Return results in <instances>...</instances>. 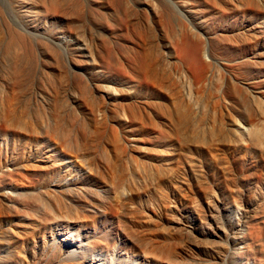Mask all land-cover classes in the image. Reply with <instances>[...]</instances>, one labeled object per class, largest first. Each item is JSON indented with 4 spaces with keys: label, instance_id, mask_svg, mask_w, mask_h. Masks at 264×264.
Masks as SVG:
<instances>
[{
    "label": "rangeland",
    "instance_id": "obj_1",
    "mask_svg": "<svg viewBox=\"0 0 264 264\" xmlns=\"http://www.w3.org/2000/svg\"><path fill=\"white\" fill-rule=\"evenodd\" d=\"M263 137L264 0H0V264H264Z\"/></svg>",
    "mask_w": 264,
    "mask_h": 264
},
{
    "label": "bare ground",
    "instance_id": "obj_2",
    "mask_svg": "<svg viewBox=\"0 0 264 264\" xmlns=\"http://www.w3.org/2000/svg\"><path fill=\"white\" fill-rule=\"evenodd\" d=\"M262 56H263V55H262ZM151 69H152V68H151ZM143 71H146L147 73H149V68L147 69V67H145ZM147 73H146V74H147ZM152 76H153V75H152ZM154 77H155V76H154ZM149 78H150V77H149ZM154 82H155V81H154ZM170 90H171V89H170ZM174 91H175V90H174ZM170 93H171V92H170ZM175 93H176V92H175ZM175 93H174V95H175ZM190 93H191V92H190ZM172 94H173V93H172ZM176 94H177V93H176ZM174 95H172L171 97L173 98ZM189 100H190V99H189ZM177 101H178V100H177ZM180 101H181V100H180ZM174 105H175V104H174ZM183 105H184V104H183ZM172 106H173V105H172ZM178 107H179V106H178ZM182 107H183V106H182ZM174 109H175V108H174ZM174 109H173V110H174ZM176 109H177V108H176ZM176 109H175V110H176ZM124 112H125V111H124ZM135 113H136V112H135ZM173 113H174V112H173ZM131 114H132V113H131ZM106 115H107V114H106ZM122 115L125 116V114H122ZM119 116H120V115H119ZM106 117H107V116H106ZM125 117H126V116H125ZM128 117H129V116H128ZM128 117H127V118H128ZM133 117H134V116H133ZM133 117H132V118H133ZM142 117H143V116H142ZM113 118H114V117H113ZM106 119H107V118H106ZM120 119H121V118H118V117H117V118H115V119H113V120H117V121L119 120V121L121 122L122 119H121V120H120ZM130 119H131V118H130ZM137 119L139 120V117H137ZM191 119H192V118H191V115H189L188 112H187L186 110H182L181 108H179V109H177V111H175V113L173 114V116H171L170 121H171V123H173V124H175V125H177V126H182V125H187V124L191 123V122H192ZM134 120L136 121L135 118H134ZM140 120H141V119H140ZM140 120H139V121H140ZM168 120H169V119H168ZM168 120H167V121H168ZM108 121H109V120H108ZM114 122H116V121H114ZM120 122H119V124H120ZM145 122H146V121H145ZM145 122H144V123H145ZM134 123H135V122H134ZM141 123H142V122H141ZM171 123H169V124H171ZM117 124H118V123H117ZM139 125H140V124H139ZM121 126H123V125H121ZM171 126H172V125H171ZM131 127H132V125H131ZM107 129H108V128H107ZM23 130H26V129H23ZM116 130H117V129H115L113 132H111V134L113 133V136H112V137H114V138H113V139H110V144L113 146L114 150L116 151V153H118V155L121 154V155L123 156V152L126 153V147H127V146H126V143L122 140V138H121L119 132L116 131ZM235 131H236V130H235ZM142 132H143V131H142ZM139 133H140V132H139ZM143 133H144V132H143ZM134 135H135V134H134ZM140 135H141V134H140ZM263 138H264V137H263ZM170 139H171V140L169 141V143H172L171 145L173 146V145H174L173 142H172L173 139H172V138H170ZM133 140L138 141V143L141 142L140 139H138V138H134ZM65 141H66V140H65ZM260 141H261V140H260ZM263 143H264V142H263ZM59 144H61V143H59ZM162 144H163V143L157 142V143L155 144V146L159 147V146L162 145ZM61 145H62V144H61ZM69 145H70V144H69ZM258 145H259V144H258ZM261 145L263 146L262 142H260V145H259V146L261 147ZM59 146H60V145H59ZM66 146H67V145H66ZM61 147L64 149V145L61 146ZM69 147H70V146H69ZM84 147H85V146H84ZM65 148H66V147H65ZM188 148H189V147H188ZM140 149H141V148H140ZM262 149H263V148H262ZM115 151H114V152H115ZM74 153H75V152H74ZM81 154H83V153H81ZM71 155H72V154H71ZM73 155H74V154H73ZM145 156H146V155H145ZM182 156H183V155H182ZM123 157H124V156H123ZM147 157H148V156H147ZM178 157H179V156H178ZM127 158H128V157H127ZM87 159H88V158H87ZM149 159H150V162H151V161H155V160H161V157H160V158H156V157L153 158V157L149 156ZM131 161H132V160H131ZM163 161H164V160H163ZM151 163H152V162H151ZM134 164H135V163H134ZM152 164H153V163H152ZM160 164H161V165H160ZM160 164L158 165V166H160V167H159L160 170H162V171L166 170V171H167V175L169 174L170 176H171V175L173 176V174H170V173L174 171V168H172V167H170V166H167V167H166V166H163L164 164L162 165V163H160ZM153 165H154V164H153ZM155 165H156V164H155ZM140 169H141V168H140ZM160 170H159V171H160ZM159 171H158V172H159ZM166 171H165V172H166ZM114 172H115V171H114ZM167 175H166V176H167ZM170 176H169V177H170ZM170 178H172V177H170ZM167 179H169V178H167ZM157 187H158V185H157ZM155 188H156V187H155ZM152 191H153V190H152ZM41 194H42V193H41ZM41 194H39V195H41ZM36 195H38V194H36ZM36 195H35V198H33L34 195L32 194V195H31L32 198L30 199L29 195L27 194V196L29 197L30 200L33 199L34 201H38V202L41 201L40 198L43 200V196H39V197H37ZM43 195H44V194H43ZM19 196H20V195H19ZM22 196H24V195H22ZM22 196H20V197H22ZM22 198H23V197H22ZM22 198H21V199H22ZM24 198H25L24 201L26 202V200H28V199H26V196H25ZM44 198H45V195H44ZM59 198H60V200H59ZM59 198H58V197L56 198V203H54L55 201H54V202L52 201L53 203H52V202H47V203H45V206H44V204H40V205L43 206V207H41V209H42V208L44 209V208L46 207L49 211L51 210L52 212H48V211H46V212H47V213H50L49 216H50V215H53L52 217L54 218V217H55L54 214L56 215V213L52 214L53 211H56L57 209L59 210V209H62V208H63V207H62V203H61L62 199H61V197H59ZM19 199H20V198H19ZM22 200H23V199H22ZM45 200H46V198H45ZM34 201H33V202H34ZM46 201H49V200L47 199ZM16 202H17V201H16ZM25 202H24V203H25ZM28 202H30V201L28 200ZM33 202L31 201V203H33ZM38 202H36V203H38ZM43 202H44V201H43ZM26 203H27V202H26ZM26 203H25V205H26ZM27 204H28V203H27ZM30 205H31V204H30ZM30 205H29V206H30ZM36 205H37V204H36ZM38 205H39V204H38ZM29 206H28V207H29ZM28 207H27V208H28ZM34 207H35V206H34ZM65 207H66V206H65ZM29 208H30V207H29ZM29 208H28V209H29ZM39 208H40V207H39ZM46 208H45V209H46ZM33 209H34V208H33ZM45 209H44V210H45ZM69 209H70V208H69ZM30 210H31V209H30ZM39 210H40V209H39ZM58 210H57V211H58ZM71 210H72V209H71ZM33 211H34V210H33ZM35 211L37 212V210H35ZM57 211H56V212H57ZM72 211H73V210H72ZM4 212H5V210H4ZM47 213H46V214H47ZM59 213H62V211H59ZM74 213H75V212L70 213V215L73 216ZM38 214H40V213H38ZM42 214H43V213H42ZM44 214H45V213H44ZM62 214H63V213H62ZM72 214H73V215H72ZM75 214H76V213H75ZM0 215H1V213H0ZM32 215H34V214H31V216H32ZM70 215H69V216H70ZM36 216H37V215H36ZM66 216H67V214H66ZM71 216H70V217H71ZM44 217H48V215H47V216H44ZM61 217H62V216H61ZM63 217H65V214L63 215ZM67 217H68V216H67ZM67 217H65V218H67ZM68 218H69V217H68ZM71 218H74V217H71ZM71 218H70L69 220H72ZM54 219H55V218H54ZM74 219H75V218H74ZM47 221H49V220L47 219ZM72 221H73V220H72ZM73 222H74V221H73ZM261 244H262V243H261ZM97 245H98V244H97ZM255 250H256V249H255ZM257 251H258V250H257ZM261 251H262V249H261ZM146 252H147V251H146ZM148 254H149V253H148ZM148 254H147V255H146V254L142 255V257H143V258L141 259V260H142V263H144V264H145V263H153V264H156V262H157L156 259L153 260V258H152V259L149 258L148 256H150V255H148ZM153 254H154V253H153ZM171 256H172V255H171ZM171 258H172V257H171ZM162 259H164V258H162ZM162 259H161V260H162ZM166 259H167V257H166ZM164 260H165V259H164ZM174 260H175V259H174ZM176 261H177V260H176ZM178 261H179V260H178ZM166 262H167V261H166ZM169 262H170V263H174L173 260H171L170 258H168V263H169ZM142 263H141V264H142ZM158 263H159V262H158ZM178 263H179V262H178ZM180 263H181V262H180ZM159 264H160V263H159ZM162 264H163V263H162ZM182 264H183V263H182Z\"/></svg>",
    "mask_w": 264,
    "mask_h": 264
}]
</instances>
